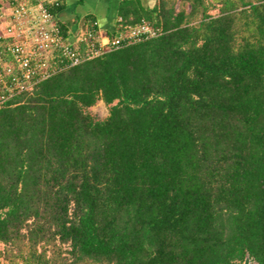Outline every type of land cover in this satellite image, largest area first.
I'll return each mask as SVG.
<instances>
[{"label":"trees","instance_id":"obj_1","mask_svg":"<svg viewBox=\"0 0 264 264\" xmlns=\"http://www.w3.org/2000/svg\"><path fill=\"white\" fill-rule=\"evenodd\" d=\"M118 14L160 33L0 108V264H264V0Z\"/></svg>","mask_w":264,"mask_h":264},{"label":"built area","instance_id":"obj_2","mask_svg":"<svg viewBox=\"0 0 264 264\" xmlns=\"http://www.w3.org/2000/svg\"><path fill=\"white\" fill-rule=\"evenodd\" d=\"M54 3L0 0V108L59 70L160 33L143 21L110 36L94 21L72 38L50 9Z\"/></svg>","mask_w":264,"mask_h":264},{"label":"crops","instance_id":"obj_3","mask_svg":"<svg viewBox=\"0 0 264 264\" xmlns=\"http://www.w3.org/2000/svg\"><path fill=\"white\" fill-rule=\"evenodd\" d=\"M157 0H142L145 6H153ZM63 8L57 19L72 38L89 24L90 17L103 31H113L118 23L121 0H62Z\"/></svg>","mask_w":264,"mask_h":264},{"label":"rangeland","instance_id":"obj_4","mask_svg":"<svg viewBox=\"0 0 264 264\" xmlns=\"http://www.w3.org/2000/svg\"><path fill=\"white\" fill-rule=\"evenodd\" d=\"M177 7H178V3H177ZM213 13H216L218 11L217 8L211 10ZM107 105V104H106ZM108 107V105H107ZM96 117H100L103 118L105 117L106 114L103 110V107L101 105V103L99 101H97V103H95L94 105H92L91 107L88 108ZM109 109V108H108ZM0 247H2V243H0ZM3 260V258H1Z\"/></svg>","mask_w":264,"mask_h":264},{"label":"water","instance_id":"obj_5","mask_svg":"<svg viewBox=\"0 0 264 264\" xmlns=\"http://www.w3.org/2000/svg\"><path fill=\"white\" fill-rule=\"evenodd\" d=\"M98 101L101 103L104 112L106 114H109V109H108V107L106 105L105 100L103 98H100ZM244 264H256L255 258L251 257L250 254H249V252H247V254H246Z\"/></svg>","mask_w":264,"mask_h":264}]
</instances>
